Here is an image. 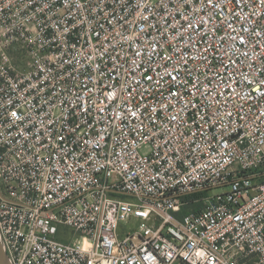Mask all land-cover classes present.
Instances as JSON below:
<instances>
[{"label":"built area","instance_id":"2783aa9c","mask_svg":"<svg viewBox=\"0 0 264 264\" xmlns=\"http://www.w3.org/2000/svg\"><path fill=\"white\" fill-rule=\"evenodd\" d=\"M0 243L264 264V0H0Z\"/></svg>","mask_w":264,"mask_h":264},{"label":"water","instance_id":"95a60500","mask_svg":"<svg viewBox=\"0 0 264 264\" xmlns=\"http://www.w3.org/2000/svg\"><path fill=\"white\" fill-rule=\"evenodd\" d=\"M116 193H119L122 195H127L124 192H116ZM0 264H12L9 257L7 256L6 252L2 248L1 243H0Z\"/></svg>","mask_w":264,"mask_h":264},{"label":"rangeland","instance_id":"374dc122","mask_svg":"<svg viewBox=\"0 0 264 264\" xmlns=\"http://www.w3.org/2000/svg\"><path fill=\"white\" fill-rule=\"evenodd\" d=\"M217 191H219V188H211L208 191H206L205 194L208 195V194H211V193H215ZM193 198H191V200H193ZM59 229H60V231L62 233L64 232L65 234H68L69 236H70V234H72V231L69 228H67V227H60Z\"/></svg>","mask_w":264,"mask_h":264},{"label":"trees","instance_id":"16d2710c","mask_svg":"<svg viewBox=\"0 0 264 264\" xmlns=\"http://www.w3.org/2000/svg\"><path fill=\"white\" fill-rule=\"evenodd\" d=\"M197 194L195 193H192V194H189V195H185L186 199H189V198H193V197H196ZM184 212V210H183Z\"/></svg>","mask_w":264,"mask_h":264}]
</instances>
